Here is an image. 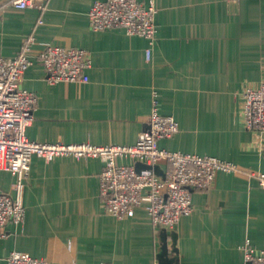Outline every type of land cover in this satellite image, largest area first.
I'll return each mask as SVG.
<instances>
[{
    "label": "crops",
    "instance_id": "1",
    "mask_svg": "<svg viewBox=\"0 0 264 264\" xmlns=\"http://www.w3.org/2000/svg\"><path fill=\"white\" fill-rule=\"evenodd\" d=\"M10 1L0 0V56L36 39L22 82L39 98L29 139L131 145L157 101L160 114L179 124L161 148L213 156L242 172L220 171L209 189L195 191L193 213L171 231L153 227L144 212L122 220L106 213L103 159L35 156L23 193L26 218L7 226L0 264L13 251L51 264H242L248 240L264 248L257 177L264 133L248 130L241 115L244 87L264 79V0H138L157 9L153 44L123 29L94 31L89 11L105 0H48L43 12ZM47 45L88 50L89 81L48 83L36 58ZM13 182L0 173L1 191L12 193Z\"/></svg>",
    "mask_w": 264,
    "mask_h": 264
},
{
    "label": "built area",
    "instance_id": "2",
    "mask_svg": "<svg viewBox=\"0 0 264 264\" xmlns=\"http://www.w3.org/2000/svg\"><path fill=\"white\" fill-rule=\"evenodd\" d=\"M47 1L11 0L9 6L43 12ZM156 13L153 2L146 5L138 0L96 1L89 11V24L94 31L123 29L128 35L144 37L153 44L157 34ZM35 44V37L30 36L13 57L0 56V173L7 171L14 178L12 193L0 190V240L8 237L9 224L20 225L25 221L23 193L35 156L47 162L58 157L103 159L100 197L106 213L122 220L144 212L153 227L171 231L176 229L181 217L193 213L195 191L209 189L220 171L242 172L236 164L213 156L161 148L159 141L173 137L179 131V124L174 117L160 114L157 101L146 128L131 145L29 139L27 129L34 121L39 98L24 88L22 82L33 64ZM147 57L150 58V49ZM36 58L50 84L89 81L88 70L93 63L86 49L47 45ZM241 115L248 130L264 133V79L244 87ZM164 162L167 166L162 165ZM257 177L264 187V173ZM6 260V264H51L22 251L11 252ZM242 264H264V248L256 250L248 240Z\"/></svg>",
    "mask_w": 264,
    "mask_h": 264
},
{
    "label": "water",
    "instance_id": "3",
    "mask_svg": "<svg viewBox=\"0 0 264 264\" xmlns=\"http://www.w3.org/2000/svg\"><path fill=\"white\" fill-rule=\"evenodd\" d=\"M139 167L142 168V167H145V165H139ZM148 168H150V167H148Z\"/></svg>",
    "mask_w": 264,
    "mask_h": 264
}]
</instances>
